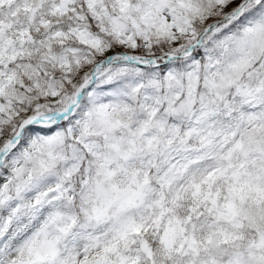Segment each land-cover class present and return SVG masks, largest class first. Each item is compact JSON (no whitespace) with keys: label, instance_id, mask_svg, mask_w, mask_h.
<instances>
[{"label":"snow or ice","instance_id":"6c2138e0","mask_svg":"<svg viewBox=\"0 0 264 264\" xmlns=\"http://www.w3.org/2000/svg\"><path fill=\"white\" fill-rule=\"evenodd\" d=\"M0 264H264V0H0Z\"/></svg>","mask_w":264,"mask_h":264}]
</instances>
